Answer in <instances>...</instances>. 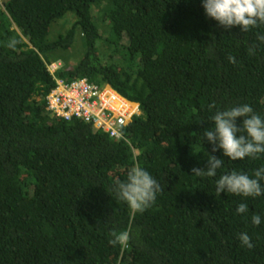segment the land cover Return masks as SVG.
<instances>
[{"label": "trees", "instance_id": "16d2710c", "mask_svg": "<svg viewBox=\"0 0 264 264\" xmlns=\"http://www.w3.org/2000/svg\"><path fill=\"white\" fill-rule=\"evenodd\" d=\"M0 2V264H264V222L250 220L264 195L214 188L264 154L233 161L202 137L216 109L264 115V25L225 28L201 0ZM81 79L139 105L129 142L53 114L58 81ZM209 155L224 159L217 177L192 174ZM133 166L161 185L143 213L115 191ZM124 231L126 244L110 243Z\"/></svg>", "mask_w": 264, "mask_h": 264}, {"label": "clouds", "instance_id": "9594fccd", "mask_svg": "<svg viewBox=\"0 0 264 264\" xmlns=\"http://www.w3.org/2000/svg\"><path fill=\"white\" fill-rule=\"evenodd\" d=\"M201 4L206 16L225 28L239 26L241 31L246 32L250 28L264 25V0H201ZM257 40L264 43V34H259ZM14 44L13 40L8 46L12 47ZM228 60L230 63H236L235 57L231 55L228 56ZM120 98L128 105L137 106L135 116L142 115L139 105L130 103L121 96ZM262 101L264 102V99ZM210 119L212 126L205 128L202 137L212 145V152L219 149L223 157L233 161L243 160L246 157L257 158L260 154H264V115L254 112L250 104L240 103L216 109ZM124 141L129 142L130 138L126 136ZM223 160V158L209 155L207 166L192 168V174L216 178L217 170L222 167ZM262 181H264V166L255 169L251 175L243 171L232 170L219 175L214 180V188L219 194L224 192L242 197H257L264 195ZM115 191L118 198L132 210L143 213L155 202L157 194L161 191V185L147 169L133 166L128 171L126 179L117 183ZM248 212L249 206L246 203L241 202L236 205V214L243 215ZM250 220L252 225L259 226L264 222V213H253ZM237 239L242 246L253 247L247 232L238 233ZM128 240L129 234L124 231L116 234L110 243L113 245L126 244Z\"/></svg>", "mask_w": 264, "mask_h": 264}, {"label": "built area", "instance_id": "2783aa9c", "mask_svg": "<svg viewBox=\"0 0 264 264\" xmlns=\"http://www.w3.org/2000/svg\"><path fill=\"white\" fill-rule=\"evenodd\" d=\"M60 66L61 64H53L50 67L52 73ZM109 88L106 87L103 91L87 79L72 84L58 81L57 88L48 96L49 106L57 117L66 120L81 119L113 138L126 140L124 128L136 115V110L129 108L127 103L120 109H115L110 102L106 105L103 96L106 92H112Z\"/></svg>", "mask_w": 264, "mask_h": 264}, {"label": "crops", "instance_id": "0c3cea01", "mask_svg": "<svg viewBox=\"0 0 264 264\" xmlns=\"http://www.w3.org/2000/svg\"><path fill=\"white\" fill-rule=\"evenodd\" d=\"M109 88V87H108ZM112 92H106L105 94H104V99H105V103L108 105V103L110 102V104H111V98L112 97H110V94H114V95H116L117 97H120L114 90H112L111 88H109ZM122 99V98H121ZM124 101V100H123ZM126 102L124 101V104H125ZM112 106H114V108L115 109H120V108H117L114 104H111ZM131 109H136L137 107L136 106H131V105H128Z\"/></svg>", "mask_w": 264, "mask_h": 264}, {"label": "bare ground", "instance_id": "6f19581e", "mask_svg": "<svg viewBox=\"0 0 264 264\" xmlns=\"http://www.w3.org/2000/svg\"><path fill=\"white\" fill-rule=\"evenodd\" d=\"M111 98V104H114L117 108L125 107L124 101L120 99V97H117L113 93L110 94ZM106 104V103H105ZM107 105V104H106ZM134 106V105H131ZM130 108V107H129Z\"/></svg>", "mask_w": 264, "mask_h": 264}, {"label": "rangeland", "instance_id": "374dc122", "mask_svg": "<svg viewBox=\"0 0 264 264\" xmlns=\"http://www.w3.org/2000/svg\"><path fill=\"white\" fill-rule=\"evenodd\" d=\"M0 4H1V2H0ZM58 22H59V21H57V23H58ZM57 23H55V24L53 25V27H54V26H57V25H58ZM105 89H106V87H105V85H104L103 88H102V90L105 91ZM107 93H108V92H107ZM110 101H111V100H110Z\"/></svg>", "mask_w": 264, "mask_h": 264}]
</instances>
